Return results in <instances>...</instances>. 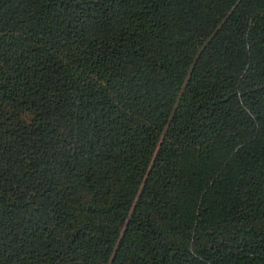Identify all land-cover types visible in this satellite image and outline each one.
Wrapping results in <instances>:
<instances>
[{"label":"trees","instance_id":"trees-1","mask_svg":"<svg viewBox=\"0 0 264 264\" xmlns=\"http://www.w3.org/2000/svg\"><path fill=\"white\" fill-rule=\"evenodd\" d=\"M0 264H264V0H0Z\"/></svg>","mask_w":264,"mask_h":264}]
</instances>
